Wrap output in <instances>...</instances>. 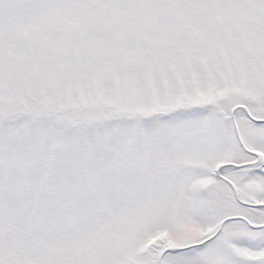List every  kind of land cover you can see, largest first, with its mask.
Wrapping results in <instances>:
<instances>
[{"label":"snow or ice","instance_id":"obj_1","mask_svg":"<svg viewBox=\"0 0 264 264\" xmlns=\"http://www.w3.org/2000/svg\"><path fill=\"white\" fill-rule=\"evenodd\" d=\"M0 264H264V0H0Z\"/></svg>","mask_w":264,"mask_h":264}]
</instances>
